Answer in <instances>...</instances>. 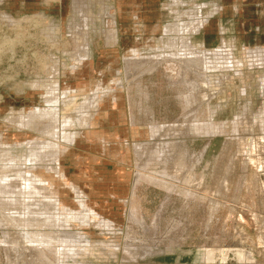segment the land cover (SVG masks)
<instances>
[{
  "label": "rangeland",
  "instance_id": "374dc122",
  "mask_svg": "<svg viewBox=\"0 0 264 264\" xmlns=\"http://www.w3.org/2000/svg\"><path fill=\"white\" fill-rule=\"evenodd\" d=\"M170 2L0 0V264H264V59Z\"/></svg>",
  "mask_w": 264,
  "mask_h": 264
},
{
  "label": "crops",
  "instance_id": "0c3cea01",
  "mask_svg": "<svg viewBox=\"0 0 264 264\" xmlns=\"http://www.w3.org/2000/svg\"><path fill=\"white\" fill-rule=\"evenodd\" d=\"M184 1L171 0L174 5H170L176 8L183 7L185 6ZM191 2L195 3L193 4L195 8V12L192 13L193 15L187 14V11H180L177 16L175 15V22L178 21L179 18L182 19V17L186 16V20L192 28L191 31L199 29V25H201L202 22L199 24L198 21L204 20L205 23L203 26L216 23L217 30L214 32L215 38L222 40L223 44H225L226 38H235L234 36H236L237 41L242 44L249 45L252 43L249 41L252 40L258 47L254 51L247 50V53L250 55V53L255 54L256 51H258L261 56L256 59H264V0H201L200 4L197 3L199 0H191ZM177 11L178 10L175 12L177 13ZM194 23L196 24L193 25ZM172 30L174 32H181V35L178 38L180 39L179 47L186 45V43L188 44L187 41H189L190 37L185 36V33L188 31L185 30L183 25H180L179 27L174 26ZM199 32L200 30L195 34H199ZM195 34H192L191 36ZM207 34H209L208 31ZM190 51L200 52L197 47H194L193 45L191 46ZM222 52L224 54H227L228 52L224 46ZM149 55L151 54H148V56Z\"/></svg>",
  "mask_w": 264,
  "mask_h": 264
}]
</instances>
